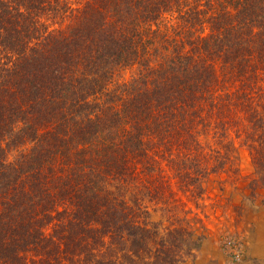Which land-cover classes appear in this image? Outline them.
Masks as SVG:
<instances>
[{"label": "trees", "instance_id": "obj_1", "mask_svg": "<svg viewBox=\"0 0 264 264\" xmlns=\"http://www.w3.org/2000/svg\"><path fill=\"white\" fill-rule=\"evenodd\" d=\"M243 151L264 0H0V264H182Z\"/></svg>", "mask_w": 264, "mask_h": 264}, {"label": "rangeland", "instance_id": "obj_2", "mask_svg": "<svg viewBox=\"0 0 264 264\" xmlns=\"http://www.w3.org/2000/svg\"><path fill=\"white\" fill-rule=\"evenodd\" d=\"M233 161L203 201L188 204L199 248L182 264H264V157L243 151Z\"/></svg>", "mask_w": 264, "mask_h": 264}]
</instances>
